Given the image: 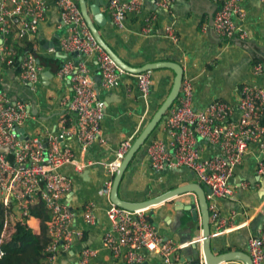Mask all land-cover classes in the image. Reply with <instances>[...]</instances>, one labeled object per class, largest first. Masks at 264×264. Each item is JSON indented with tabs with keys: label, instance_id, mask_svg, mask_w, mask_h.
Wrapping results in <instances>:
<instances>
[{
	"label": "built area",
	"instance_id": "1",
	"mask_svg": "<svg viewBox=\"0 0 264 264\" xmlns=\"http://www.w3.org/2000/svg\"><path fill=\"white\" fill-rule=\"evenodd\" d=\"M144 1L107 0L114 28L122 30L127 16L137 15ZM174 1L154 0L161 11L170 10ZM55 5L61 25L65 27L59 49L71 56L56 70L59 79H68L71 84L68 114L59 119L57 133L36 129L31 137H25L20 131L34 120L29 107L24 102L12 101L6 92L0 90V149L6 150L0 153L1 210L11 209L15 222L27 225L26 221L31 218L30 209L41 205L50 215L46 226V262L55 264L62 253L72 249L76 240L83 239L82 230L73 228L76 213L65 202L72 191V180L59 170L69 165L81 175L88 168L97 166L102 169L105 179L100 193L109 203L107 220L110 228L102 237V246L111 258L125 264H141L145 256H158L162 264H189L181 262L178 255L186 245L164 240L152 225L147 210L129 212L110 202L112 179L128 153L131 141L122 142L111 157L102 158V161L87 159L94 143L106 146L101 136L104 104L97 96L86 65L79 59L95 57L101 88H116L121 84V77L129 75L135 78L143 97L150 91L151 72L131 75L117 67L94 40L77 0H55ZM48 10L44 0H0V64L13 67L17 61L20 80L30 89L39 80L41 67L38 58L34 50L18 54L13 44L36 36ZM245 18L243 0H222L213 17L212 29L224 40L237 38L245 42L247 35L242 27ZM153 20H146L142 27L145 34L149 33ZM174 32L172 25L165 29L175 41ZM75 54L78 59L72 58ZM253 72L261 74V65H253ZM192 100V79L184 77L180 98L161 120L165 139L151 140L146 158L155 173L186 169L199 184L211 190L206 199L214 235H219L222 234L223 221L219 217L218 203L233 200L235 190L231 178L251 145L259 149L256 170L264 175V87L243 85L234 103L216 101L201 110L193 108ZM70 140L76 142L80 160L72 148L64 144ZM202 143L215 152L202 157L199 148ZM94 210L92 202L85 204L82 218L87 227L95 224ZM143 251L147 255L144 256ZM97 252L95 247L83 248L76 264H93ZM247 252L251 264H264V224L256 236L247 241Z\"/></svg>",
	"mask_w": 264,
	"mask_h": 264
},
{
	"label": "crops",
	"instance_id": "2",
	"mask_svg": "<svg viewBox=\"0 0 264 264\" xmlns=\"http://www.w3.org/2000/svg\"><path fill=\"white\" fill-rule=\"evenodd\" d=\"M44 1L49 10L38 34L28 40L16 41L13 45L18 54H23L26 51L24 48L30 46L37 56L55 60L58 68L65 59L71 58L59 49V41L65 35V27L60 24L59 13L56 14L51 6L55 0ZM192 1L175 0L170 10L161 11L154 0H145L140 12L137 15H128L124 28L117 30L109 15L107 0H96L95 7H98L99 13L110 20L98 27V31L112 51L132 67L158 62L178 63L184 71V77L192 79V106L195 110H201L216 101L234 103L243 85L253 84L264 87V73L255 74L252 64V49H260L262 54L264 52V1L258 0V3L254 0H243L246 18L242 22V27L247 35L243 45L237 38L224 40L215 32L214 35L211 30L210 19H213L222 0H210V2L194 0L195 9L187 5V2ZM88 2L89 5L94 4L93 0ZM206 5L216 10L211 15L200 13L199 10L205 9ZM148 19L154 20L151 21L153 25L149 33L145 34L142 27L146 25ZM171 25L175 31L177 39L175 41L165 33L167 26ZM80 60L86 65L97 96L104 104L101 136L106 146L100 147L98 143H94L87 155L88 160L99 162L102 158L111 157V153L122 142L130 140L131 145L133 144L168 96L174 73L168 69L150 71V91L146 97H143L137 89L135 78L129 75H123L121 84L116 88H101L95 57ZM40 67L39 80L33 89H30L21 82L19 70L0 64V86L16 92L20 98L17 101L26 103L28 107H35L36 116L29 111L34 120L22 128L25 137H31L33 130L36 129L57 133L59 119L68 114V103L72 97L69 80L59 79L56 76L57 68L52 69L41 64ZM28 88L30 92L27 93ZM165 136L160 121L151 134L149 142L155 138L164 140ZM64 144L69 145L75 157L80 160L76 142L70 140L68 144ZM199 148L202 157L215 152V149L203 143ZM258 158V147L251 145L231 178V185L235 190L233 200H222L218 203L219 217L223 222L222 234L219 235H214L215 229L211 223L213 235L211 248L215 254L235 251L248 255L247 241L250 237H255L264 224V175H260L256 170ZM87 171V176L83 175L84 172L77 175L69 165L59 170L60 174L72 180V191L65 198V202L76 213L73 228L82 230L83 239L76 240L72 249L62 253L55 264H75L78 254H73V250L81 243L98 250L93 264H123L121 260H113L102 246V237L110 228L107 220L109 203L100 193L105 181L102 169L93 166ZM187 184H199L190 171L177 169L155 173L150 168L146 153L140 150L123 175L118 195L127 202H144ZM174 201H181L186 205L195 203L198 221L193 222L190 213L186 211H182V217L178 218L171 202L146 211L152 225L164 240L173 241L176 245H188L199 240L201 215L197 198L186 195ZM89 202L94 204L95 224L87 227L83 224L82 211ZM15 218L13 216V221ZM49 219L50 215L42 211L39 218L31 217L26 224L36 236L41 237L45 233ZM177 219L181 225L178 227L175 225L176 229H172L171 224ZM224 250L226 252H223ZM145 254L147 255V252ZM178 255L181 259L180 251ZM141 264H162V262L158 256L147 258L145 256ZM226 264L242 263L236 261Z\"/></svg>",
	"mask_w": 264,
	"mask_h": 264
},
{
	"label": "water",
	"instance_id": "3",
	"mask_svg": "<svg viewBox=\"0 0 264 264\" xmlns=\"http://www.w3.org/2000/svg\"><path fill=\"white\" fill-rule=\"evenodd\" d=\"M93 1L94 4L89 5L88 0H77L80 13L98 46L110 57V59L117 65V67H119L124 73L131 75H138L144 72H150L158 69H168L174 73V80L168 96L166 97L164 102L160 105V107L157 109V111L154 113V115L152 116L148 124L145 126V128L142 130V132L139 134L137 139L133 142L128 153L121 162L119 170L113 179V184L110 192V202L113 205L117 206L118 208H121L129 212L148 210L150 208L157 207L161 204L173 202L174 205L173 207L177 212L178 218L182 217V211H186L190 213L192 221L197 222L198 214L195 203L191 202L188 205H186L181 201H174L175 199L184 197L186 195H193L194 197L197 198V203L201 215V238L180 249V254H181L180 261L188 262L189 264H202V263L226 264L232 262L234 263L236 261L241 262L242 264H251L250 257L244 252L232 251L222 254H215L213 252L211 248V241L213 237L212 226H211L208 202L206 199V195H210L211 190L207 186L203 184L183 185L175 189H172L158 197H155L153 199L144 202H135V203L127 202L119 197L118 189L121 184L123 175L125 174L126 170L129 168L131 161L133 160L137 152H139L140 150H143L146 153L151 134L155 130L156 126L160 123L162 118L166 115V113L171 108V106L174 104V102L180 96L181 84L184 78V71L178 63H173V62L149 63L141 67H132L128 65L126 62H124L118 55H116L112 51V49L102 39L98 31V27L103 26L105 22H108L110 20L104 18V16L99 13L98 7L97 8L95 7L96 0ZM254 1L259 3L258 0H254ZM195 2L196 1L194 0L192 2H187L188 7L195 9V7L193 8V4L195 5ZM51 6L53 7L54 12L57 14L58 10L56 8L55 3H53ZM204 8L205 9L203 10H199V12L200 13L203 12L211 15V13L216 10V8L214 9V7L211 8L207 5ZM210 24L212 27L213 25L212 18L210 19ZM211 30L214 34L212 28ZM76 56L77 54L74 55L75 59H78ZM28 91L30 92L29 88L28 90H26V92L28 93ZM29 111L31 112L32 115L36 116V110L34 106L29 107ZM20 133H22V130L20 131ZM5 152H6L5 149H0V153H5ZM171 170L176 171L177 169H171ZM87 172L88 171L85 170L83 175L87 176ZM175 225L176 227L181 225L179 219H177L174 223L171 224L172 229H176ZM87 247H89L88 244L81 243V245H79L77 248L73 250V254L75 255L79 254L83 248H87ZM142 254H145V252H142Z\"/></svg>",
	"mask_w": 264,
	"mask_h": 264
},
{
	"label": "trees",
	"instance_id": "4",
	"mask_svg": "<svg viewBox=\"0 0 264 264\" xmlns=\"http://www.w3.org/2000/svg\"><path fill=\"white\" fill-rule=\"evenodd\" d=\"M244 43L241 42L242 45ZM24 49L31 50V47L27 46ZM252 50V64L261 65L262 72L264 73V55L262 54V50ZM37 58L41 65L50 66L52 69L57 68L55 60L39 56ZM17 63L16 61L13 70H18ZM0 90L6 92L12 101L20 100L16 92L2 86H0ZM177 101L178 99L174 104ZM42 211L44 209L41 205H35L30 209V216L39 218ZM47 242L46 229L45 233L41 237H38L27 225L13 221L11 209L1 210L0 208V264H47V254L45 253ZM223 252L226 251L224 250Z\"/></svg>",
	"mask_w": 264,
	"mask_h": 264
}]
</instances>
